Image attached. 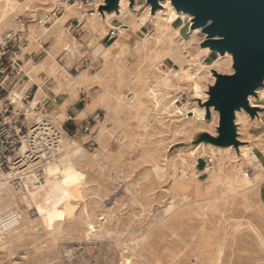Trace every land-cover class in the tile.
Returning a JSON list of instances; mask_svg holds the SVG:
<instances>
[{
	"label": "rangeland",
	"instance_id": "1",
	"mask_svg": "<svg viewBox=\"0 0 264 264\" xmlns=\"http://www.w3.org/2000/svg\"><path fill=\"white\" fill-rule=\"evenodd\" d=\"M128 2L131 32L121 38L104 23V15L117 12H100L106 0H0V40L16 35L21 51L9 57L15 64L24 61L10 99L37 84L31 107L41 103L59 126L78 96L83 106L86 97L94 101L79 119L92 116L64 139L79 143L83 152L61 168L58 153L32 209L35 191L27 196L0 180L19 205L0 212L9 230L0 238V264H264V87L249 97L254 116L236 111L238 147L200 140L202 134L221 139L220 113L215 107L208 112L205 103L216 73L234 74L232 54L205 51V35L193 28V16L174 7V20L163 21V2L155 13L147 0ZM110 29L117 37L101 41ZM67 44L72 46L64 55ZM170 48L173 56L166 55ZM83 56L95 62L92 69H75ZM215 60L220 72L213 69ZM181 69L200 83L201 95ZM80 74L89 82L79 87ZM69 78L72 88L65 87ZM12 90L0 93V102ZM179 96L183 118L176 116ZM29 110V124L42 118ZM211 137L204 138L218 141ZM17 214L25 221L18 228L22 238L10 242L16 230L9 223Z\"/></svg>",
	"mask_w": 264,
	"mask_h": 264
},
{
	"label": "built area",
	"instance_id": "2",
	"mask_svg": "<svg viewBox=\"0 0 264 264\" xmlns=\"http://www.w3.org/2000/svg\"><path fill=\"white\" fill-rule=\"evenodd\" d=\"M78 28H80V25ZM115 37H117V31L110 29L101 41H105L106 38L110 41L111 38ZM23 43L25 46L29 44L27 39H24ZM20 44L21 40L16 35H7L1 39L0 62L5 59L10 63H14L9 54H17L18 51H21ZM71 46V44H67L62 54L66 55ZM94 63V61L83 56L76 64L75 69L82 67L90 70ZM0 67H2L1 64ZM21 73L22 71L19 68L17 76ZM48 82H50V79L46 78L44 85ZM36 89H38V85H36ZM2 90L3 82H0V92L7 93V91ZM23 94V98L20 99L21 107H18L8 97L4 99L3 103L0 102V178L9 180L16 188L28 190V188L44 184L46 167L57 157L63 139L73 134V132L66 126L67 122L72 121V117H69L66 122L59 126L48 118V114H45L46 110L42 109L41 103H38L35 108L31 107V101L35 99L36 92L34 95L29 91H25ZM52 101L53 104H56L57 97ZM181 103L182 98L179 96L175 100V104ZM29 109L42 115V118L29 124L27 117ZM185 112V109L181 106L177 115L183 116ZM83 130L90 132L89 126H85ZM212 163L213 160L208 158L207 165L210 166ZM249 172L247 171V174Z\"/></svg>",
	"mask_w": 264,
	"mask_h": 264
},
{
	"label": "water",
	"instance_id": "3",
	"mask_svg": "<svg viewBox=\"0 0 264 264\" xmlns=\"http://www.w3.org/2000/svg\"><path fill=\"white\" fill-rule=\"evenodd\" d=\"M119 0H107V9H115ZM133 1V0H132ZM179 7L193 13L196 26H201L208 35L209 41L204 43L212 51L224 54L229 51L234 56L237 70L241 64L246 68L244 82L239 86L229 85L224 87L233 76H218V84L213 88V96L209 104L221 108V139L223 145L234 140L235 128L233 123L234 108L236 106L249 107L247 95L253 92L264 76V0H172ZM158 8V0H147ZM218 4L222 7H210ZM214 17L221 22L226 18L239 16L246 21L242 30L230 27H217L208 22L209 17ZM223 37L217 40L214 37Z\"/></svg>",
	"mask_w": 264,
	"mask_h": 264
},
{
	"label": "bare ground",
	"instance_id": "4",
	"mask_svg": "<svg viewBox=\"0 0 264 264\" xmlns=\"http://www.w3.org/2000/svg\"><path fill=\"white\" fill-rule=\"evenodd\" d=\"M129 1H131V4H133L134 3V0L132 1V0H129ZM71 2V1H70ZM161 2H163V5H165L163 8H162V5H161ZM75 3V2H74ZM82 3V2H81ZM119 3H120V6H119ZM128 0H119L118 1V7L117 8H115V9H101V7H100V12L102 13V12H104V11H108V12H112V11H117V12H113V13H109L108 15H104V19H105V24H110L112 27H114L115 29H117L118 30V32L120 33V36H121V38L126 34V33H130L131 32V26L130 25H128V23H127V17H128V15H130L131 14V11L130 10H128L127 8H128ZM148 3V2H147ZM149 5H151L152 6V11H153V13H155L156 11H158V9H160V8H162L163 9V11L162 12H164L165 10H166V12H167V17L165 18H163V17H159V20H163V21H172V20H174V18H175V16H176V11H175V8L178 10V11H180V12H183V13H185V14H188V15H190L191 17L193 16V19H192V21H193V28L195 29V28H198V31L199 32H202L205 36V39L204 40H206V41H204L203 43H202V46L203 47H208V49H205V51H209V49H211V47H209L208 45H205L204 43H206L207 41H209V37H208V35L203 31V29H202V27L201 26H196V24H195V21H194V19H195V15L192 13H190V12H188V11H186V10H184L183 8H181V7H179L177 4H175L172 0H158V8H155L154 7V5H152V3H148ZM75 5V4H74ZM78 6V5H77ZM105 6H107V0H106V3H105V5H103V7H105ZM28 7V6H27ZM30 7V6H29ZM175 7V8H174ZM119 8H120V10H119ZM130 9V8H129ZM133 9V8H132ZM139 9V8H138ZM125 10V11H124ZM70 11H71V9H70ZM119 11V12H118ZM133 11V10H132ZM138 11V10H137ZM74 12V11H73ZM160 13V12H159ZM143 14V13H142ZM135 15V14H134ZM153 15V14H152ZM102 16V15H101ZM187 16V15H186ZM135 17V16H134ZM101 18V17H100ZM155 18V17H154ZM96 19V18H95ZM145 17L144 18H142V20H141V22L142 21H145ZM98 20V19H97ZM140 20V19H139ZM104 21V20H103ZM150 21V20H149ZM148 21V22H149ZM95 22V21H94ZM104 24V25H105ZM163 24V23H162ZM161 24V25H162ZM169 24V23H168ZM55 26H57V25H55ZM106 26V25H105ZM142 26V25H141ZM160 26V25H159ZM98 27H99V24H98ZM138 28V27H137ZM162 28V27H161ZM165 28V27H164ZM173 29V28H172ZM101 30V29H100ZM156 30V29H155ZM166 30V29H165ZM188 32V31H187ZM166 34V33H165ZM133 35V34H132ZM167 35V34H166ZM119 36V35H118ZM137 36H139L138 34H137ZM165 36V35H164ZM170 36V35H169ZM173 37H175V36H173ZM149 38V37H148ZM215 39H217V40H222V39H224L223 37H219V36H215L214 37ZM124 40V39H123ZM117 41V40H116ZM123 41L122 40H120V41H117V44H121ZM159 42V41H158ZM182 42V41H181ZM163 44V43H162ZM177 44V43H176ZM183 44V43H182ZM59 45V44H58ZM61 45V44H60ZM122 45V44H121ZM146 45V44H145ZM150 45V44H149ZM152 45V44H151ZM181 45V44H180ZM177 46V45H176ZM138 47V46H137ZM146 47V46H145ZM154 47H155V45H154ZM180 47V46H179ZM144 49V48H143ZM200 49V48H199ZM135 50H136V48H135ZM138 51H139V48L137 49ZM142 50V49H141ZM158 50V49H157ZM167 51H166V55H168V56H173L172 54H173V52H174V49H166ZM202 50V49H201ZM200 50V51H201ZM210 51H212V49L210 50ZM155 52V51H154ZM228 53H230L229 51H227ZM227 52H225L224 54H221V55H226V53ZM137 53V52H136ZM140 54L142 53L143 54V52H139ZM146 53V52H145ZM153 53V52H152ZM162 54V53H161ZM164 54V53H163ZM218 54H220V53H218ZM231 54V53H230ZM230 54H227V56L226 57H229V61H231V64H232V56H233V54H232V56L230 55ZM159 55V54H158ZM175 55H177V54H175ZM184 56H186L185 54H183ZM182 55V56H183ZM195 55H196V53H195ZM198 55V54H197ZM176 57V56H175ZM180 57V56H179ZM198 57V56H197ZM115 58V57H114ZM188 58V57H187ZM158 59V58H157ZM173 59V58H172ZM180 59V58H179ZM217 59V58H216ZM233 59H234V56H233ZM197 60V59H196ZM223 60V59H222ZM175 61V60H174ZM177 61V60H176ZM179 61V60H178ZM198 61V60H197ZM180 62V61H179ZM189 62H190V60H189ZM188 62V63H189ZM224 63H226V61H224ZM223 64V63H222ZM51 65V64H50ZM183 65V64H182ZM214 65H216V68H213L215 71H217V72H220L219 71V67L221 66V63L219 62V60H215L214 61ZM224 65V64H223ZM227 65L229 66V64H228V62H227ZM226 65V66H227ZM234 65H235V60H234V64H233V70H235V68H234ZM228 66H227V68H228ZM230 67V66H229ZM186 68V67H185ZM222 69V68H221ZM200 70V69H199ZM202 70V69H201ZM230 70V69H229ZM166 71V70H165ZM179 71V70H178ZM189 71V70H188ZM205 71V70H204ZM206 71H207V69H206ZM228 71V70H227ZM174 72V71H173ZM181 72H182V77L184 78V79H186L188 82L189 81H192V83H193V88H195V93H196V95H201V86H200V83L196 80V78H194V76L193 75H191L189 72H187V71H185L184 69H181ZM230 72V71H229ZM235 72H236V70H235ZM235 72H234V74H235ZM100 73V72H99ZM162 73V72H161ZM175 73V72H174ZM213 73H215V72H213ZM140 74V73H139ZM177 74H178V72H177ZM205 74V73H204ZM225 74H227V73H225ZM233 74V75H234ZM67 75V74H66ZM138 75V74H137ZM136 75V76H137ZM143 75V74H142ZM146 75V74H145ZM144 75V76H145ZM165 75V74H164ZM175 75V74H174ZM229 75V74H228ZM228 75H223V74H218V73H216V77H217V80H216V82H215V84L213 85V86H211V89H210V99L205 103V105H206V107H207V110H208V112H210V110H211V108L212 107H215V109H216V111H219V113H220V116H221V108L219 107V106H217V105H215V104H209V102H210V100H211V97L213 96V88H215L216 86H217V84H218V79H219V77L218 76H228ZM233 75H229V76H233ZM200 76V75H199ZM206 76V75H205ZM102 77V76H101ZM143 77V76H142ZM167 77V76H166ZM170 77V76H169ZM173 78V77H172ZM172 78H170V79H172ZM176 78V77H175ZM212 78V77H211ZM214 78H215V76H214ZM143 79V78H142ZM145 79V78H144ZM155 79H157L156 77H155ZM203 79V78H202ZM213 79V78H212ZM149 80V79H148ZM169 80V79H168ZM139 81V80H138ZM171 81V80H170ZM170 81H169V84H170ZM186 81V82H187ZM67 82V81H66ZM89 82V77L87 76V75H84V74H80V77H79V79L77 80V82H76V84L77 85H79V87L81 86V85H84V84H87ZM135 82H137V81H135ZM134 82V83H135ZM143 82V81H142ZM162 82H163V80H162ZM161 82V83H162ZM164 82H166V81H164ZM172 82V81H171ZM214 82V81H213ZM131 83V82H130ZM129 83V84H130ZM172 85H173V83H171ZM132 85V84H131ZM143 85V84H142ZM71 86V88L73 87L72 86V80L69 78V82H67L66 84H65V87H70ZM164 86H165V84H164ZM189 86V85H188ZM187 86V87H188ZM139 87V86H138ZM179 87H180V85H179ZM190 87V86H189ZM262 87H264V76H263V78H262V81H261V84L253 91V92H251V93H249L248 95H247V102H248V104H249V97L250 96H256L257 95V91L260 89V88H262ZM145 88V87H144ZM129 89V88H128ZM147 89V88H146ZM182 89V88H181ZM15 89H13L12 91H10V93H8L9 94V96H8V99L9 98H12V97H15V91H14ZM129 90H131V89H129ZM90 91V90H89ZM144 91V90H143ZM171 91V90H170ZM137 92V91H136ZM139 92H141V91H139ZM24 92H22V93H20L21 94V97L20 98H17L16 99V101H14L15 103H16V105L18 106V107H21L22 105L20 104L21 102H20V99H22L23 98V96H24V94H23ZM138 93V92H137ZM142 93V92H141ZM74 94H76V92H74ZM139 95H140V93H139ZM141 96V95H140ZM142 96H144V95H142ZM145 97V96H144ZM197 97V96H196ZM163 98V97H162ZM162 98H160V99H162ZM204 98V97H203ZM167 99H168V97H167ZM117 100V99H116ZM164 100V99H163ZM162 100V101H163ZM201 100V99H200ZM207 100V99H206ZM141 101H142V99H141ZM145 101V100H144ZM161 101V102H162ZM156 102V101H155ZM165 102V101H164ZM33 103V100L31 101V104ZM160 105V104H159ZM253 105V104H252ZM182 106V105H181ZM180 105H178L177 107H178V110H179V108L181 107ZM87 107H88V109H93L94 108V101H90V102H88V104H87ZM125 107V106H124ZM136 107V106H135ZM183 107V106H182ZM33 108H35V107H33ZM187 108V107H186ZM176 109V108H175ZM188 109V108H187ZM200 109V108H199ZM205 109V108H204ZM127 110V109H126ZM178 110H177V112H178ZM206 110V109H205ZM240 110H245V111H247L248 113H250L252 116H254L255 114H256V112H257V109L256 108H252L251 107V103L249 104V107H243V106H236L235 108H234V116H233V123H234V128H235V134H234V140H232L231 142H230V144H226V145H223V144H221L220 142H218V141H211V140H207V139H205L204 137L205 136H207V137H211L209 134H202L201 136H200V140H202V141H208V142H210V143H214L215 145H217V146H220V147H230V146H235V147H238L241 143H240V141H239V139L237 138V125H236V121H235V118H236V111H240ZM203 111V110H202ZM177 112H176V116L177 117H180V118H183V117H186V112H185V114L183 115V116H179V115H177ZM36 113V112H35ZM130 113V112H129ZM198 113V112H197ZM123 114V113H122ZM212 114V113H211ZM32 115H34L30 110L27 112V117L28 118H30V116H32ZM120 115V114H119ZM137 115V114H136ZM197 115V114H196ZM133 116H134V114H133ZM205 117V116H204ZM239 117V116H238ZM136 118V117H135ZM190 119H191V117H190ZM211 121V120H210ZM123 122V121H122ZM199 122V121H198ZM219 122H220V117H219ZM149 125V124H148ZM195 127V126H194ZM202 128V127H201ZM221 122H220V127H219V130H218V133L220 134V137H221ZM104 130V129H103ZM105 131V130H104ZM212 139H215V140H218V137H211ZM210 138V139H211ZM64 139H66V137L64 138ZM64 139H63V141H62V145H61V147H60V149H59V151H58V153L60 154V157L58 158V160H59V168H61V167H63V166H67V164L69 163V162H71V159H73V158H76L78 155H80L82 152H83V148L81 147V145L79 144V143H76V142H74V141H72V140H66L65 142H64ZM203 144V143H202ZM211 151V150H210ZM22 152H24L23 150H22ZM227 153V152H226ZM57 156H58V154H57ZM54 161H55V159H54ZM54 161H52V162H54ZM52 162L50 163V164H48V166L49 165H51L52 164ZM197 164V163H196ZM202 166V165H201ZM152 167V166H151ZM181 167V166H180ZM183 167V166H182ZM218 167V166H217ZM254 168V167H253ZM185 169V168H184ZM219 169V168H218ZM186 170V169H185ZM225 170H226V168H225ZM240 170V169H239ZM215 171V170H214ZM221 171V170H220ZM219 171V172H220ZM217 172V171H216ZM218 172V173H219ZM192 173V172H191ZM212 174V173H211ZM216 174V173H215ZM226 174V173H225ZM224 174V175H225ZM188 175V174H187ZM230 176V175H229ZM245 176V175H244ZM181 177V176H180ZM54 178V177H53ZM229 178V177H228ZM0 180H3V181H7V182H9L10 183V186L12 185L13 187L12 188H14L15 190H19V191H21V192H23L25 195H27L28 196V194H29V191H35L39 196H37L36 198H30V203H31V206H28L29 207V209H32V206L34 205L35 206V203L37 202V199H41V197H42V195H40V191L44 188L43 186L45 185V184H43V185H41V186H38V187H32V188H28V190H22V189H19V188H16L15 186H14V184H12L9 180H7V179H4V178H0ZM253 180V179H252ZM45 181H47V180H45ZM53 181V180H52ZM197 181V180H196ZM226 183V182H225ZM48 184V183H47ZM7 186L8 185H6V184H4V183H2V182H0V212L2 211V210H6V209H13V207L15 208V207H17V201H18V197H17V195H15L16 193H14V194H11V195H8L7 193H8V190H7ZM195 187V186H194ZM225 188V187H224ZM224 190V189H223ZM252 191V190H251ZM254 191V190H253ZM15 192V191H14ZM228 192V191H227ZM5 193H6V196H5ZM13 193V192H12ZM33 193V192H32ZM224 193H226V192H224ZM260 193V192H259ZM258 194V193H257ZM243 195V194H242ZM30 196V195H29ZM226 196V195H225ZM246 196V195H245ZM244 196V197H245ZM24 198H25V196H23ZM20 199V198H19ZM27 200V199H26ZM25 200V201H26ZM260 200V199H259ZM23 201H24V199H23ZM20 202V201H19ZM213 202V201H212ZM246 202V201H245ZM6 203H7V205H6ZM225 204V203H224ZM26 205V204H25ZM210 205V204H209ZM213 205V204H212ZM19 206V205H18ZM207 206V205H206ZM197 208V207H196ZM8 211V210H7ZM15 211V210H14ZM197 211V210H196ZM22 212V211H21ZM22 214V213H21ZM3 215V214H2ZM10 217V216H9ZM27 219V218H26ZM23 217L21 216H18V214L17 215H15V217L13 216L12 217V220L10 221V223H9V228L10 229H14V230H16L14 233H13V235L10 237V242H13V241H17L19 238H22V233H21V230H19L18 228H20L21 227V224L23 223ZM5 222H6V217L5 216H0V238H5L6 236H7V234H9V230H7L6 228H5V226H4V224H5ZM25 222V221H24ZM24 231V230H23ZM14 242V243H15ZM5 244V243H4Z\"/></svg>",
	"mask_w": 264,
	"mask_h": 264
},
{
	"label": "crops",
	"instance_id": "5",
	"mask_svg": "<svg viewBox=\"0 0 264 264\" xmlns=\"http://www.w3.org/2000/svg\"><path fill=\"white\" fill-rule=\"evenodd\" d=\"M143 26H145V25H143ZM143 26L140 29L141 33L144 31ZM33 58H34V56H33ZM19 61H22L24 64L23 60H18L17 64L9 62L10 64L8 66H6L4 60H2L0 62V64L2 65V67H0V82H3V90L2 91H8V89H10V88L14 89V88L18 87L19 83L21 82V79H19L17 77V74H16L17 70L21 66ZM10 67H11V69H10ZM36 85L37 84H35L29 90V93H31L32 95H34L35 92L36 93L38 92L39 86H38V89H36ZM80 93H81V91H80ZM80 102H81V98H80V96H78L76 98V100H74L72 102V105L67 108V114L69 115V117H72V121L67 122L66 126L73 131H75L79 128V125L82 124V122L85 120V118H89L92 116V115H88L87 117L79 119V118H81L80 114L82 113V111L86 107V104L88 102V97H86V102H85L84 106L81 105Z\"/></svg>",
	"mask_w": 264,
	"mask_h": 264
},
{
	"label": "snow or ice",
	"instance_id": "6",
	"mask_svg": "<svg viewBox=\"0 0 264 264\" xmlns=\"http://www.w3.org/2000/svg\"><path fill=\"white\" fill-rule=\"evenodd\" d=\"M209 6L210 7H222L218 4H212ZM208 22L212 23L214 26H217V27H230L235 30H242L246 26V21L242 17H239V16L226 18L223 21V25H221L220 21L216 20L214 17H211V16L208 18ZM245 76H246V68L243 64H241L234 74L233 81L228 82L227 84L224 85V87H228L229 85L239 86L240 84L244 82Z\"/></svg>",
	"mask_w": 264,
	"mask_h": 264
}]
</instances>
